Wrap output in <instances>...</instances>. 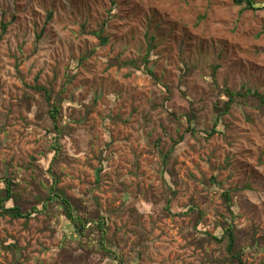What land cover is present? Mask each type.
Segmentation results:
<instances>
[{"label":"rangeland","instance_id":"rangeland-1","mask_svg":"<svg viewBox=\"0 0 264 264\" xmlns=\"http://www.w3.org/2000/svg\"><path fill=\"white\" fill-rule=\"evenodd\" d=\"M1 20L0 199L6 178L20 198L0 201V264H241L211 237L222 224L243 263L264 264V111L237 100L205 134L224 88L264 97V10L0 0ZM55 178L73 214L91 211L85 229L61 205L41 207L40 183ZM15 203L24 213L40 205L28 218L1 214Z\"/></svg>","mask_w":264,"mask_h":264},{"label":"trees","instance_id":"trees-1","mask_svg":"<svg viewBox=\"0 0 264 264\" xmlns=\"http://www.w3.org/2000/svg\"><path fill=\"white\" fill-rule=\"evenodd\" d=\"M234 4L236 5H244V9L246 10H252V11H259V10H264V3H258L255 2L254 0H232ZM51 14H48V18H50ZM106 26V22H102V24L100 25L98 30H94L93 34L96 35L99 40H100V44H105L106 43V37L103 35L104 34V29ZM0 27H1V33H0V38L1 36L6 32V29L8 27V24L4 21L1 20L0 22ZM151 43L153 42V38L151 37ZM149 39V40H150ZM154 46L153 44H150V47ZM152 52L151 49L149 48V50L146 53L145 57L141 58V61L143 62L142 65L143 67H147V63H148V56H151ZM80 60H79V64H80ZM130 63H134V61H130ZM78 64V65H79ZM125 64H129L127 62H125ZM77 67V66H76ZM147 72L149 74H151L152 76L153 73L152 71H150L149 69L147 70ZM154 79L156 81H158V79L156 77H154ZM39 90L43 91L44 93H46L45 95V99L47 102H49L50 100V96L51 94L45 90V88L43 89L38 88ZM220 97L221 100H223L222 105L220 108H217V114L215 117V121L214 124L211 128L210 131L205 132L206 137H212L214 134H216L218 132V127L220 125V123H222V118L224 117L225 114L228 113L229 109L232 107L233 103H236L237 100L240 99H247L250 98L252 99L254 97V103L257 104V106L262 109L264 111V97L257 93V92H252V90H246L244 92H233L230 91L227 88H224L221 93H220ZM50 113V117L53 118L54 120H57L56 117L58 116V106L57 104H53L52 105V110L48 111ZM192 115L188 116L187 120L189 121L188 124V128L186 130V132L192 134L195 133V129L191 124V119H192ZM183 139V134H181L178 137V141H181ZM175 143H177L175 141ZM168 154H164L163 155V164H165V158L167 157ZM212 184H216V179L215 177H212L210 179ZM56 183H57V179H51L50 183L47 185H44L43 182H41V186H44L46 194L45 197L41 200L42 204L41 207L44 208L45 206L49 205V206H55L56 204L61 205L62 208V216L63 218H65L67 220V222H69L75 229V231H80L85 229L86 224L89 220V214L91 213L90 210H87L88 214L86 213V215L88 217L82 218L80 217L78 214H73V206L71 201L69 200L68 197H66L62 191H60L57 187H56ZM5 184H6V188L4 190V194L3 197L0 199L1 202L9 200L11 198H13L14 200L19 199L20 198V194H18V191L14 188H12V183L11 181L6 178L5 179ZM223 196V200L226 201L229 204V195L227 190L223 191L222 194ZM37 205H40L37 203ZM37 205H32L30 209L27 210L26 213L22 212V210L19 208V206L15 203L13 206L10 207H4L2 206V211L1 214L2 215H9L13 218L16 217H25L28 218L31 213L37 212L38 211V206ZM103 221H98L97 222V226H102ZM219 228L217 229H221V235L220 237L213 235L211 236L212 239L216 240L217 242H222L225 241V246H226V251L227 253L230 255V257L232 259H236L239 263L241 264H245L242 262L241 260V256H242V251L240 250V248H236V236L234 234L233 231V226L231 224H227V225H218Z\"/></svg>","mask_w":264,"mask_h":264}]
</instances>
